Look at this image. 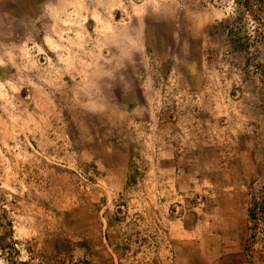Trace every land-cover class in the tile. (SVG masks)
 Returning <instances> with one entry per match:
<instances>
[{"label": "rangeland", "instance_id": "rangeland-1", "mask_svg": "<svg viewBox=\"0 0 264 264\" xmlns=\"http://www.w3.org/2000/svg\"><path fill=\"white\" fill-rule=\"evenodd\" d=\"M246 117L264 145V0H0V264H164L160 206L206 203L172 153Z\"/></svg>", "mask_w": 264, "mask_h": 264}, {"label": "crops", "instance_id": "crops-1", "mask_svg": "<svg viewBox=\"0 0 264 264\" xmlns=\"http://www.w3.org/2000/svg\"><path fill=\"white\" fill-rule=\"evenodd\" d=\"M187 82L200 84L203 78L191 76L189 72ZM205 91L208 98H214V81L209 82ZM247 119L230 122L222 129L227 135L222 143L228 153L221 158L217 155V159L208 160V155L197 151L183 156L172 153L178 165L172 170L169 190L184 193L174 201L204 194L206 203L203 209H195L180 218L169 217V202L160 206L158 214L164 223L166 239L160 253L164 264H262L255 254L251 255V263L246 249L250 214L246 189L255 179L264 184V145L255 138L256 128L253 129ZM249 134H253L254 139L247 138ZM194 148L214 150L210 144ZM218 163L222 164L221 168ZM199 170L201 175L197 179ZM170 195L164 191L168 200Z\"/></svg>", "mask_w": 264, "mask_h": 264}, {"label": "built area", "instance_id": "built-area-1", "mask_svg": "<svg viewBox=\"0 0 264 264\" xmlns=\"http://www.w3.org/2000/svg\"><path fill=\"white\" fill-rule=\"evenodd\" d=\"M249 209V236L246 249L249 261L253 254L258 255L264 264V184L255 179L246 189Z\"/></svg>", "mask_w": 264, "mask_h": 264}]
</instances>
